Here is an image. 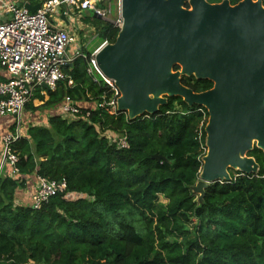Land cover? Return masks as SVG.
<instances>
[{
	"label": "trees",
	"instance_id": "trees-1",
	"mask_svg": "<svg viewBox=\"0 0 264 264\" xmlns=\"http://www.w3.org/2000/svg\"><path fill=\"white\" fill-rule=\"evenodd\" d=\"M87 18L99 43L115 42L119 27ZM88 66L77 57L55 90H38L24 109L17 174L7 164L10 173H0V264H264V151L248 153L258 173L214 182L200 201L193 186L207 153V108L173 96L158 114H111L99 106L109 85ZM182 82L196 92L214 85ZM66 96L84 115H62ZM123 136L129 147L119 146ZM37 175L67 182L40 209L17 202Z\"/></svg>",
	"mask_w": 264,
	"mask_h": 264
},
{
	"label": "water",
	"instance_id": "water-1",
	"mask_svg": "<svg viewBox=\"0 0 264 264\" xmlns=\"http://www.w3.org/2000/svg\"><path fill=\"white\" fill-rule=\"evenodd\" d=\"M26 6L34 12L40 4ZM121 12L115 42L96 54L120 91L118 110L130 119L158 114L173 96L207 108V153L193 186L200 201L210 184L232 180L230 169L258 173L248 153L255 146L264 151L263 0H121ZM184 76L214 85L196 92Z\"/></svg>",
	"mask_w": 264,
	"mask_h": 264
},
{
	"label": "built area",
	"instance_id": "built-area-1",
	"mask_svg": "<svg viewBox=\"0 0 264 264\" xmlns=\"http://www.w3.org/2000/svg\"><path fill=\"white\" fill-rule=\"evenodd\" d=\"M117 3L118 10L114 6L116 3L109 0H41L39 8L32 12L26 3L0 0V117H13L20 124L26 105L37 91L46 94L43 84L48 85L49 90H55L58 82L66 78L64 67L79 56L87 60L90 74H100L109 85L111 94H104L99 106L111 114L119 111L120 91L113 80L102 74L96 61L97 52L109 42L100 43L90 55L82 47L75 53L70 52L73 44L77 43L73 28H77L79 34L83 30H95L88 22H82V19L85 20L84 13H92L116 27H122L121 0ZM62 16L67 19L66 23ZM72 84L73 81L69 80V85ZM61 106V113L65 117L84 115L81 107L70 96H66ZM89 115L87 111L85 116ZM20 127L2 136L0 173L7 164L11 167V173L17 174L19 157L13 144L22 135ZM118 140L119 146L129 147L126 136ZM66 189L65 179H48L37 175L34 190L30 194L32 208L40 209L51 197Z\"/></svg>",
	"mask_w": 264,
	"mask_h": 264
},
{
	"label": "rangeland",
	"instance_id": "rangeland-1",
	"mask_svg": "<svg viewBox=\"0 0 264 264\" xmlns=\"http://www.w3.org/2000/svg\"><path fill=\"white\" fill-rule=\"evenodd\" d=\"M117 7V10H118V3L116 1V4L114 5ZM114 11H117L116 9L113 8ZM118 12V11H117ZM116 12V15H118V13ZM90 15L91 17L93 16V14H88ZM86 13H84V17H87L88 16ZM93 18H87L85 20L82 19V22L85 23V22H88L90 24V22H93L92 21ZM93 24V23H92ZM73 32L77 38V43L73 44V46L71 47L70 49V52H76V50L81 47H83V50L84 51H88L89 53H92L94 51V49L100 44L97 39V37L94 38V33H95V30H88V32H86V30H83L82 31V34H79V31L77 30V28H73ZM85 33H86V36H85ZM83 37V38H82ZM82 38V39H81ZM81 39V41H80ZM98 74V73H97ZM46 114V111L45 110H41L40 111V115H37L39 116V118H43V116ZM23 120V119H22ZM21 120V121H22ZM5 123H1L0 124V128L3 129V128H10L12 127V125H14L17 120L14 119V120H10V121H7L5 120ZM7 121V122H6ZM17 126H21V123L19 124V122H17ZM2 134H0V138H1ZM109 138L110 140H112V136L109 135ZM238 170L236 169H230V174H237ZM197 195H199V198H200V193H197L195 192Z\"/></svg>",
	"mask_w": 264,
	"mask_h": 264
},
{
	"label": "crops",
	"instance_id": "crops-1",
	"mask_svg": "<svg viewBox=\"0 0 264 264\" xmlns=\"http://www.w3.org/2000/svg\"><path fill=\"white\" fill-rule=\"evenodd\" d=\"M16 2L19 3V4L26 3V4H29V5L30 4L37 5L38 3L41 2V0H16ZM65 23H66V20H65ZM25 116H26V114H25ZM4 119L7 120V121H10V120H13V117H9V116L8 117H0V124L1 123L2 124L5 123ZM41 122L43 123V121H41ZM10 128L9 129L8 128H3V129L0 128V134H2V136H3L4 134H6V133H8L10 131ZM2 136L0 138V160H1V156H2V152H1L2 151V144H1ZM3 172H4V174L10 173V168L5 166ZM35 179H36V176H33L31 178H27V180H26V188L24 190H19L17 192V202L18 203H23V204L30 203V201H31L30 194L34 190Z\"/></svg>",
	"mask_w": 264,
	"mask_h": 264
}]
</instances>
